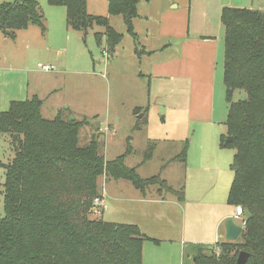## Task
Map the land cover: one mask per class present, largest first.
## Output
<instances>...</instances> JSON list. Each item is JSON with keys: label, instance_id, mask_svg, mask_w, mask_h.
<instances>
[{"label": "trees", "instance_id": "trees-1", "mask_svg": "<svg viewBox=\"0 0 264 264\" xmlns=\"http://www.w3.org/2000/svg\"><path fill=\"white\" fill-rule=\"evenodd\" d=\"M139 0H108V14L121 15L126 31L135 36L132 19ZM65 7L66 22L74 31L93 25L97 44L104 37L112 52L123 38L109 24L108 16H91L86 0H48ZM223 84L227 102L225 126L235 153L230 163L233 179L228 203L243 209L239 240L222 242L218 248L200 249L194 264H235L238 253L249 254L245 264H264V12L260 9L223 7ZM34 24L45 29L37 0H13L0 4V30L14 31ZM242 91L241 98L234 99ZM42 100L33 95L11 101L0 113V132L12 137V157L3 165L1 185L3 215L0 217V264H142L144 240L137 225L89 217L97 193V178L129 180L147 189L154 183L170 190L156 176L141 178L124 163L125 154L106 161L104 143L91 136L79 144L82 121L59 113L52 119L41 115ZM152 147L145 152L147 159ZM187 143L175 157L183 162ZM160 191V190H159ZM178 200H184L179 189Z\"/></svg>", "mask_w": 264, "mask_h": 264}, {"label": "crops", "instance_id": "crops-1", "mask_svg": "<svg viewBox=\"0 0 264 264\" xmlns=\"http://www.w3.org/2000/svg\"><path fill=\"white\" fill-rule=\"evenodd\" d=\"M153 1L155 0H143V6L138 2L137 15L132 19L135 36L126 31L132 39L130 58L134 65L130 69L132 81L127 86L126 100L121 97L117 107L119 114H108L100 125H109L111 130L105 138L111 136L110 139L114 142L112 146H119L120 141L124 144L125 139L124 152L115 157L129 150L125 154L124 163L127 167L134 168L138 175L142 165L151 163L154 157L160 156L157 173L145 177L139 175L141 178L158 175L172 187L171 177L178 174V170L181 174L178 187L184 188L185 200H175L173 196L162 194L158 189L153 194L152 189L142 190L125 179L135 189L132 190L127 184H122V178H113L105 180L102 185L101 214L103 216L106 202H109L114 209L110 216L125 215L123 221L111 219L110 222L135 224L143 234L158 240L143 241L142 264H182L187 242L193 244L190 254L195 257L200 249H217L219 244L227 242L224 230L226 217L232 216L240 224L235 217L236 207L229 205L227 201L233 179L230 168L232 159L221 145L222 133L218 135L219 130L215 126L214 98L207 93L202 99L192 93L191 89L196 84L199 89L205 86L209 92L213 86L215 93L216 74L218 70L223 74V61H218L222 44L224 51L220 21L222 8H252L264 12V0H159L158 5ZM4 2L11 1H2L0 4ZM106 2L108 4V0ZM56 13L58 28L68 31L65 7L62 6ZM87 13L106 14L109 24L114 17L108 14V10L105 13L87 10ZM61 19L64 25L61 24ZM120 43L115 46L111 56ZM202 44H210L211 51L207 53L201 49L199 46ZM193 53L197 58L190 60ZM101 55L107 57L106 47L101 49ZM116 57L117 55L111 59L116 61ZM142 79H146L145 85L141 82ZM182 79L190 82L187 107L182 106L177 98ZM34 95L38 97L37 94ZM122 125L129 127V135L118 134ZM136 132L143 134L146 149L148 146L152 147L151 155L146 159L145 150L139 164L129 165L127 158L136 141L133 134ZM185 143L186 157L183 162L176 161L175 157L182 151ZM127 202L132 206H126ZM116 204L125 205L122 213L117 210ZM183 204L188 205L192 218L188 229L191 232L186 241L180 233L178 235V228L176 231L171 225L176 214L181 212ZM200 244L208 246L199 249L197 246Z\"/></svg>", "mask_w": 264, "mask_h": 264}, {"label": "rangeland", "instance_id": "rangeland-1", "mask_svg": "<svg viewBox=\"0 0 264 264\" xmlns=\"http://www.w3.org/2000/svg\"><path fill=\"white\" fill-rule=\"evenodd\" d=\"M2 1L6 0H0V2ZM139 1L141 2V6H143V0ZM37 3L38 10L43 16L44 30L34 24H31L25 30L14 31L13 36L10 33L5 34L0 30V113L8 109L11 101H22L37 94L43 100L41 112L43 118L52 119L59 113L63 118L73 116L77 121L84 122L79 133V144L86 145L91 136H93L98 140L99 144L104 143V147L101 150L104 157L103 160H115L117 158L115 156L125 150V139L124 144L120 141L119 146H112L114 142H112L113 139H110L111 136L105 138V135H109L111 129L108 124L101 126L100 122L106 119L108 114L109 116L119 114L118 104L121 97L123 99L126 98L128 83L132 81L130 78V69L134 68L133 61L130 58L132 39L126 33L122 16L115 15L111 19L110 26L122 33L124 39L122 38L113 56H111L112 52H108V61H106L107 57L101 55V49L106 46L104 37L102 38L101 44H97L94 38V32H103L104 27L93 25L86 32L73 31L68 27V31H64L61 27L58 28L59 22L57 21L56 13L62 6L51 5L48 3V0H37ZM153 3L158 5L159 0H155ZM86 9L105 13L108 10V4L106 0H88L87 5L86 0ZM90 15L105 16L106 14ZM60 22L63 24V19ZM179 45H181V42ZM199 47L207 53L212 49L210 44H202ZM223 54L222 44V46L220 45L218 59L220 63L223 61ZM116 55L117 60H112L111 58H115ZM194 55L195 53L191 55L190 60L197 58ZM99 61H101L100 64ZM112 62L114 63L112 64ZM37 63L52 65L54 70L46 72L37 67ZM141 82L145 85L146 79H142ZM179 89L177 98L182 106L187 107L190 92L189 80H180ZM191 92L202 99L206 97L207 93L211 94L212 98H214L213 106L215 112L213 119L215 126L219 130L218 135L220 132L222 133L220 139L222 137L225 138L227 136V128L224 124L227 116V102L225 100L222 72L218 70L216 74L215 93L213 86L208 92L205 86L203 89H199L196 84L191 89ZM243 95L244 93L242 91L237 92L235 93L234 99L241 98ZM120 110L122 112L124 111L123 108H120ZM118 134L120 136L123 134L129 135V127L122 125ZM133 134L136 136V141L131 154L127 158L129 165L139 164L146 150L143 134L140 132ZM10 142H12V137L9 134L0 132V190L4 179L3 165L9 162L13 154ZM105 142H107L106 146ZM223 148L226 152L230 153V159H233L235 153L234 145L223 146ZM128 152L129 150L123 154H127ZM113 157L115 159H112ZM159 164L160 156L158 155L154 157L151 163L142 165L138 173L142 177L150 176L157 173ZM177 173L171 177L170 183L172 187H170V190L160 187L158 182L154 183L152 187L149 186L148 189H152L153 194H155L154 190L158 189L162 191V194L173 196V199L175 198L177 200L179 189L182 188L185 200L184 188L178 187L181 174L178 170ZM108 179L113 180V178L105 176L104 173L97 178V193L93 196L94 198L102 197L101 191H103L104 187L102 185ZM121 182L122 184H127L132 190H135L129 181L122 178ZM94 198L91 204L94 203ZM127 204L126 206H132L128 202ZM105 207L106 210H104L102 216L103 203L97 207L90 205L88 209L89 217L100 218L105 221H110L111 219L123 221L125 219V215L120 214L125 205L116 204L117 210H120V215L117 214L118 216H115V214L110 216V212H114V209L109 202H106ZM2 215L3 207L0 193V217ZM190 221H192V218H190V209L188 205L185 206L183 204L181 212L176 214L171 225L176 231L178 228V235L180 233L182 239L185 241L191 232L188 231ZM238 238L235 241L239 240ZM192 246L193 244L189 242L185 244V252L183 253V259L181 261L182 264H194V257L190 254V248ZM204 246L207 247L208 245L200 244L197 248H204Z\"/></svg>", "mask_w": 264, "mask_h": 264}, {"label": "water", "instance_id": "water-1", "mask_svg": "<svg viewBox=\"0 0 264 264\" xmlns=\"http://www.w3.org/2000/svg\"><path fill=\"white\" fill-rule=\"evenodd\" d=\"M231 139H232L231 136H227L225 138V142L230 141ZM224 230H225V239L227 241H235L240 236L243 230V226L237 224L232 216H228L224 220ZM248 257L249 254L246 251L241 250L237 255L235 264H245Z\"/></svg>", "mask_w": 264, "mask_h": 264}, {"label": "built area", "instance_id": "built-area-1", "mask_svg": "<svg viewBox=\"0 0 264 264\" xmlns=\"http://www.w3.org/2000/svg\"><path fill=\"white\" fill-rule=\"evenodd\" d=\"M37 67L43 69L44 71L46 72H50V71H53L54 70V67L52 65H45V64H41V63H38L37 64ZM102 203V197H96L94 198V206L93 207H97L99 205H101ZM242 216H243V209L241 206H236L235 208V217L237 219H239V222H240V225L241 226H244V221L242 219Z\"/></svg>", "mask_w": 264, "mask_h": 264}]
</instances>
